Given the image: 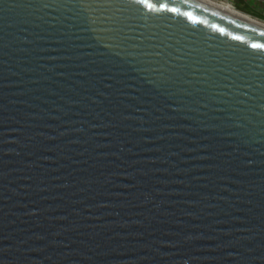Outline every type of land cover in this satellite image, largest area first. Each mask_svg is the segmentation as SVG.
I'll return each instance as SVG.
<instances>
[{
    "label": "water",
    "instance_id": "water-1",
    "mask_svg": "<svg viewBox=\"0 0 264 264\" xmlns=\"http://www.w3.org/2000/svg\"><path fill=\"white\" fill-rule=\"evenodd\" d=\"M0 264H264V29L0 0Z\"/></svg>",
    "mask_w": 264,
    "mask_h": 264
},
{
    "label": "bare ground",
    "instance_id": "bare-ground-1",
    "mask_svg": "<svg viewBox=\"0 0 264 264\" xmlns=\"http://www.w3.org/2000/svg\"><path fill=\"white\" fill-rule=\"evenodd\" d=\"M192 1L208 6L215 10L221 11L223 13L229 14L235 18H238L240 20H243L245 22H248L252 25L264 29V21L256 19L244 12H241L236 8L232 7L231 5H229L228 3L220 2L218 0H192Z\"/></svg>",
    "mask_w": 264,
    "mask_h": 264
},
{
    "label": "built area",
    "instance_id": "built-area-1",
    "mask_svg": "<svg viewBox=\"0 0 264 264\" xmlns=\"http://www.w3.org/2000/svg\"><path fill=\"white\" fill-rule=\"evenodd\" d=\"M220 2L228 3L237 9V0H218ZM245 4L254 12L259 13L264 18V0H243ZM238 10V9H237Z\"/></svg>",
    "mask_w": 264,
    "mask_h": 264
},
{
    "label": "trees",
    "instance_id": "trees-1",
    "mask_svg": "<svg viewBox=\"0 0 264 264\" xmlns=\"http://www.w3.org/2000/svg\"><path fill=\"white\" fill-rule=\"evenodd\" d=\"M237 9L241 12H244L252 17H255L256 19L259 18L260 19H263L264 18L257 12H254L252 11L246 4L243 0H237Z\"/></svg>",
    "mask_w": 264,
    "mask_h": 264
},
{
    "label": "snow or ice",
    "instance_id": "snow-or-ice-1",
    "mask_svg": "<svg viewBox=\"0 0 264 264\" xmlns=\"http://www.w3.org/2000/svg\"><path fill=\"white\" fill-rule=\"evenodd\" d=\"M146 2V0H141V3H145ZM149 7H151V5H148Z\"/></svg>",
    "mask_w": 264,
    "mask_h": 264
},
{
    "label": "rangeland",
    "instance_id": "rangeland-1",
    "mask_svg": "<svg viewBox=\"0 0 264 264\" xmlns=\"http://www.w3.org/2000/svg\"><path fill=\"white\" fill-rule=\"evenodd\" d=\"M254 18H255V17H254ZM257 19H259V18H257ZM260 20L264 21L263 19H260Z\"/></svg>",
    "mask_w": 264,
    "mask_h": 264
}]
</instances>
